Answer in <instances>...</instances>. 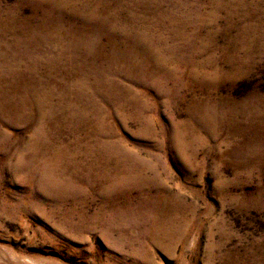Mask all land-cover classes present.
Segmentation results:
<instances>
[{
    "label": "rangeland",
    "instance_id": "374dc122",
    "mask_svg": "<svg viewBox=\"0 0 264 264\" xmlns=\"http://www.w3.org/2000/svg\"><path fill=\"white\" fill-rule=\"evenodd\" d=\"M0 264H264V0H0Z\"/></svg>",
    "mask_w": 264,
    "mask_h": 264
}]
</instances>
